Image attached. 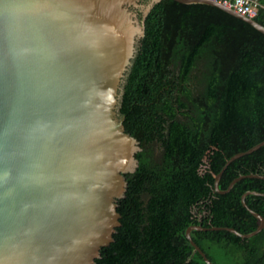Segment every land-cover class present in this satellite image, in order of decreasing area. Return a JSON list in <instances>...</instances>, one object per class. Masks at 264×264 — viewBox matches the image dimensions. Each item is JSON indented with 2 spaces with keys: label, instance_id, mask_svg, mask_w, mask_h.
<instances>
[{
  "label": "water",
  "instance_id": "1",
  "mask_svg": "<svg viewBox=\"0 0 264 264\" xmlns=\"http://www.w3.org/2000/svg\"><path fill=\"white\" fill-rule=\"evenodd\" d=\"M160 0H0V264H94L121 225L118 199L138 166L139 140L119 114L125 79L144 35V18ZM206 3L264 34V25L216 0ZM141 12V15L139 14ZM264 140L230 156L215 175ZM186 237L214 264L191 231Z\"/></svg>",
  "mask_w": 264,
  "mask_h": 264
},
{
  "label": "trees",
  "instance_id": "2",
  "mask_svg": "<svg viewBox=\"0 0 264 264\" xmlns=\"http://www.w3.org/2000/svg\"><path fill=\"white\" fill-rule=\"evenodd\" d=\"M258 1L255 19L264 25ZM119 114L142 149L118 199L121 225L94 264H206L186 237L190 225L241 233L258 227L241 195L264 192V178L244 177L227 193H218L214 180L230 156L264 140L262 32L210 4L156 2L144 18ZM246 174L264 175V145L232 161L219 188ZM246 203L264 217L263 195L248 194ZM205 204L204 218L198 208ZM191 237L214 264H264V227L248 238L224 229H193Z\"/></svg>",
  "mask_w": 264,
  "mask_h": 264
},
{
  "label": "built area",
  "instance_id": "3",
  "mask_svg": "<svg viewBox=\"0 0 264 264\" xmlns=\"http://www.w3.org/2000/svg\"><path fill=\"white\" fill-rule=\"evenodd\" d=\"M224 6L250 18L257 17L261 4L258 0H216Z\"/></svg>",
  "mask_w": 264,
  "mask_h": 264
},
{
  "label": "rangeland",
  "instance_id": "4",
  "mask_svg": "<svg viewBox=\"0 0 264 264\" xmlns=\"http://www.w3.org/2000/svg\"><path fill=\"white\" fill-rule=\"evenodd\" d=\"M217 136H214V145H213V147H212V149L213 148H215L216 147V145H217ZM207 160V156H205V158H204V161H206ZM203 169H204V165H202L201 166V168H200V171H203ZM209 208V207H208ZM208 208H206L205 206H201V208H200V210H199V208H198V211H200L201 213H202V215L201 216H205V217H207L208 216V214L210 213V211H209V209ZM208 211V213H206Z\"/></svg>",
  "mask_w": 264,
  "mask_h": 264
},
{
  "label": "crops",
  "instance_id": "5",
  "mask_svg": "<svg viewBox=\"0 0 264 264\" xmlns=\"http://www.w3.org/2000/svg\"><path fill=\"white\" fill-rule=\"evenodd\" d=\"M202 206H205L206 208H208L209 209V211H210V206L208 205V204H205V205H202ZM200 208H201V206L199 207V210H200ZM199 213L202 215V213L199 211ZM206 213H208V211L206 212ZM208 215H210V213L208 214ZM203 217L205 218V216L203 215Z\"/></svg>",
  "mask_w": 264,
  "mask_h": 264
},
{
  "label": "flooded vegetation",
  "instance_id": "6",
  "mask_svg": "<svg viewBox=\"0 0 264 264\" xmlns=\"http://www.w3.org/2000/svg\"><path fill=\"white\" fill-rule=\"evenodd\" d=\"M139 14L141 15V12H139Z\"/></svg>",
  "mask_w": 264,
  "mask_h": 264
}]
</instances>
